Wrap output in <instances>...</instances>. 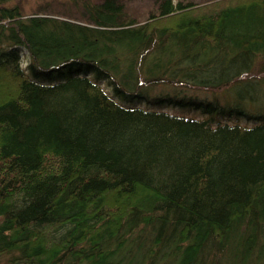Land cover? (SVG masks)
Returning <instances> with one entry per match:
<instances>
[{
	"label": "trees",
	"instance_id": "16d2710c",
	"mask_svg": "<svg viewBox=\"0 0 264 264\" xmlns=\"http://www.w3.org/2000/svg\"><path fill=\"white\" fill-rule=\"evenodd\" d=\"M9 1L3 264H264V0Z\"/></svg>",
	"mask_w": 264,
	"mask_h": 264
},
{
	"label": "rangeland",
	"instance_id": "374dc122",
	"mask_svg": "<svg viewBox=\"0 0 264 264\" xmlns=\"http://www.w3.org/2000/svg\"><path fill=\"white\" fill-rule=\"evenodd\" d=\"M101 0H11L7 5L17 6L23 15L39 14L52 16L55 18H69L74 21L82 22L83 4L98 3ZM124 5L127 17L138 22L143 21L150 11H154L155 0H119ZM205 3L210 0H172ZM80 22V23H81ZM4 258H1L0 264H3Z\"/></svg>",
	"mask_w": 264,
	"mask_h": 264
}]
</instances>
